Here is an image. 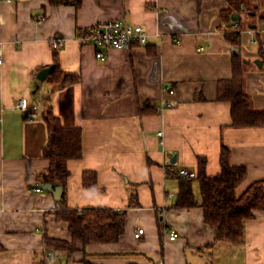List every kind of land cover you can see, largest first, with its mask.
Wrapping results in <instances>:
<instances>
[{"label": "crops", "instance_id": "0c3cea01", "mask_svg": "<svg viewBox=\"0 0 264 264\" xmlns=\"http://www.w3.org/2000/svg\"><path fill=\"white\" fill-rule=\"evenodd\" d=\"M233 3L0 0V264H264L263 210L245 222L243 242L233 245L215 241L202 209L171 207L178 171L196 172L202 157L205 173L218 174L223 145L230 164L246 169L237 194L264 180V126L235 127L230 103L217 99L219 81L232 76L234 47L224 33L237 20L245 92L252 108L264 111V12ZM245 14L260 19L251 23ZM112 19L141 26L147 44L104 50L77 41L94 23ZM98 50L105 60L96 58ZM55 58L77 82L57 87L51 73L37 79ZM47 97L61 125L81 131L82 156L67 162L63 186L42 181L49 166ZM18 98L36 106L35 117L13 107ZM165 101L171 106L162 108ZM87 171L96 173L95 189L82 186ZM58 189L67 209L124 213L123 235L115 243H78L69 252L46 245L44 237L70 240L67 222L55 219ZM138 228L143 234L134 238ZM170 230L178 234L173 240Z\"/></svg>", "mask_w": 264, "mask_h": 264}, {"label": "trees", "instance_id": "16d2710c", "mask_svg": "<svg viewBox=\"0 0 264 264\" xmlns=\"http://www.w3.org/2000/svg\"><path fill=\"white\" fill-rule=\"evenodd\" d=\"M54 4L67 3L70 0H52ZM235 0L233 7L237 8ZM242 5V3H241ZM238 7L237 9H241ZM225 17V16H224ZM224 37L233 45L232 76L222 79L217 86V99L230 103L231 124L235 127L264 126V111L254 110L249 95L245 92V60L238 49L240 35L234 31H226ZM264 60V53L259 51ZM264 63V61H263ZM54 69L48 77L51 84L57 87L78 81L74 76L61 69L55 58ZM264 67V65H263ZM43 120L47 128V142L43 149V157L49 160V166L42 176L46 185H64L69 177L67 162L82 156L81 131L78 128L63 127L53 114L50 97L46 98ZM198 167L193 179L181 178L172 208H200L204 223L210 227L215 241H226L233 245L244 240V226L257 210L264 211V180L251 182L240 194L236 189L246 175L243 166H234L229 162V149L221 146L220 172L214 176L205 173V160L198 157ZM196 182L197 184H194ZM196 185V189H195ZM82 186L95 189L96 173L87 171L82 176ZM131 197V206H133ZM55 219L64 220L68 224L70 240H56L44 237L46 245L69 252L80 243L88 245L115 243L124 232V213L107 207H86L81 211L66 208L64 196L56 203Z\"/></svg>", "mask_w": 264, "mask_h": 264}, {"label": "built area", "instance_id": "2783aa9c", "mask_svg": "<svg viewBox=\"0 0 264 264\" xmlns=\"http://www.w3.org/2000/svg\"><path fill=\"white\" fill-rule=\"evenodd\" d=\"M232 28L237 30V23L232 24ZM81 44L91 43L99 49H128L134 45H144L147 42V34L139 26L127 23L122 19L103 20L94 23L91 27L86 29L82 36L79 37ZM61 41H55L52 46L56 48ZM2 47L0 45V63H1ZM96 57L103 61L105 55L101 51L96 52ZM165 91L169 94L173 93V90L166 86ZM171 102L165 104L169 107ZM14 108L19 110L26 119H30L36 115L37 108L30 106L26 99L18 98L14 103ZM160 136L161 133H158ZM179 174L184 178H193L194 173L188 172L184 169L179 171ZM40 189L36 188L35 191ZM143 233V229H137L134 233V238H138ZM177 234L170 231L169 238H176Z\"/></svg>", "mask_w": 264, "mask_h": 264}, {"label": "bare ground", "instance_id": "6f19581e", "mask_svg": "<svg viewBox=\"0 0 264 264\" xmlns=\"http://www.w3.org/2000/svg\"><path fill=\"white\" fill-rule=\"evenodd\" d=\"M7 1H9V0H7ZM112 20H113V19H112ZM233 23H237V30H234V29L232 28V25H231L232 30H233V31H238V30H239V23H238V21H237V20H236V21H233L232 24H233ZM130 24H131V23H130ZM90 27H91V26H90ZM140 27H141V26H140ZM88 28H89V27H88ZM88 28H87V29H88ZM141 28H142V27H141ZM85 30H86V29H85ZM143 30H144V29H143ZM144 31H145V30H144ZM145 33L147 34L146 31H145ZM147 38H148V36H147ZM58 41H61V40H57V42H58ZM77 41L80 43L79 40H77ZM54 42H55V41H54ZM253 43H257V41H256L254 38H253ZM90 44H91V43H90ZM146 44H147V42H146ZM0 45H1V44H0ZM59 45H60V44H59ZM59 45H58V46H59ZM144 45H145V44H144ZM58 46H57V47H58ZM93 46H94V45H93ZM134 46H135V45H134ZM136 46H143V45H136ZM1 47H2V45H1ZM52 47H53V46H52ZM57 47H56V48H57ZM94 47H95V46H94ZM132 47H133V46H132ZM53 48H54V47H53ZM95 48H97V47H95ZM97 49H99V48H97ZM128 49H129V48H128ZM107 50H108V49H107ZM200 50H203V49H200ZM98 51H100V50H98ZM96 52H97V51H96ZM102 53H103V52H102ZM95 54H96V53H95ZM103 54H104V53H103ZM95 56H96V55H95ZM1 58H2V54H1ZM96 58H97V57H96ZM105 58H106V56H105ZM97 59H98V58H97ZM0 64H1V63H0ZM165 87H166V86H165ZM165 87H164V88H165ZM168 87H169L170 89H172L170 86H168ZM163 90H164V92L167 93L168 95H173V94H174V90H173V89H172V90H173V93H172V94H169L167 91H165V89H163ZM168 102H169V101H165L164 104L162 105V108L167 107V106H165V104L168 103ZM170 106H171V105H170ZM170 106H169V107H170ZM13 107H14V105H13ZM35 107H36V106H35ZM35 116H36V115H35ZM35 116H34V117H35ZM24 118H25V117H24ZM32 118H33V117H32ZM158 133H161V132H158ZM158 133H157V134H158ZM161 135H162V133H161ZM161 135H160V136H161ZM158 136H159V135H158ZM182 169H183V168H182ZM180 170H181V169H180ZM180 170H179V171H180ZM184 170H186V169H184ZM179 171H178V175H179L181 178H184V177H182V176L179 174ZM186 171H188V170H186ZM188 172H192V171H188ZM193 173H194V177H193V178H195V177H196V174H195V172H193ZM193 178H184V179H193ZM38 189H40V188H38ZM40 190H41V189H40ZM40 190H39V191H40ZM138 229H139V228H138ZM140 229H142V228H140ZM136 231H137V230H136ZM136 231H135V232H136ZM170 231L175 232L174 230H170ZM170 231H169V234H170ZM175 233H176V232H175ZM142 234H143V233H142ZM142 234H141V235H142ZM176 234H177V233H176ZM177 236H178V234H177ZM177 236H176V237H177ZM139 237H140V236H139ZM169 239H170V238H169ZM174 239H175V238H174ZM170 240H173V239H170Z\"/></svg>", "mask_w": 264, "mask_h": 264}, {"label": "rangeland", "instance_id": "374dc122", "mask_svg": "<svg viewBox=\"0 0 264 264\" xmlns=\"http://www.w3.org/2000/svg\"><path fill=\"white\" fill-rule=\"evenodd\" d=\"M248 2V8L252 10V14L256 13V10L260 13V11L264 12V0H241V2ZM250 13V14H251ZM245 18L248 20V22L251 21V23H254L255 21L260 19V14L258 16H248L245 14Z\"/></svg>", "mask_w": 264, "mask_h": 264}, {"label": "water", "instance_id": "95a60500", "mask_svg": "<svg viewBox=\"0 0 264 264\" xmlns=\"http://www.w3.org/2000/svg\"><path fill=\"white\" fill-rule=\"evenodd\" d=\"M243 5H241V9L243 10ZM240 17L239 16H237V17H235L234 19H239ZM251 27H255V25H252ZM260 63L258 62V65H259ZM52 70H53V65H49L48 67H45L44 69H42L41 71H39V73L37 74V79L38 80H40V81H42V80H44L51 72H52ZM175 162V156H173L172 157V160H171V163H174ZM60 189V188H59ZM57 190L56 191V194H55V198H56V200H58L59 198H60V190Z\"/></svg>", "mask_w": 264, "mask_h": 264}]
</instances>
